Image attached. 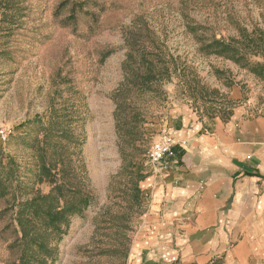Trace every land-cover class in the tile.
Returning a JSON list of instances; mask_svg holds the SVG:
<instances>
[{
	"label": "rangeland",
	"instance_id": "1",
	"mask_svg": "<svg viewBox=\"0 0 264 264\" xmlns=\"http://www.w3.org/2000/svg\"><path fill=\"white\" fill-rule=\"evenodd\" d=\"M214 39H239L248 52L242 62H264V0H0V123L11 130L0 139V264H19L18 210L53 181L90 203L60 240L50 236L56 257L45 264H180L134 253L153 142L180 109L211 120L244 102L264 107V80L208 53ZM133 46L164 51L160 66L168 62L171 71L157 91L128 82ZM119 103L128 121L139 113L128 136L117 130ZM131 170L145 174L139 196ZM228 253L207 264H264V245L247 260H226Z\"/></svg>",
	"mask_w": 264,
	"mask_h": 264
},
{
	"label": "crops",
	"instance_id": "2",
	"mask_svg": "<svg viewBox=\"0 0 264 264\" xmlns=\"http://www.w3.org/2000/svg\"><path fill=\"white\" fill-rule=\"evenodd\" d=\"M175 119L177 153L143 183L150 195L134 253L150 263L207 264L227 250L226 260L250 259L264 245V107L244 102L211 120L187 108Z\"/></svg>",
	"mask_w": 264,
	"mask_h": 264
},
{
	"label": "trees",
	"instance_id": "3",
	"mask_svg": "<svg viewBox=\"0 0 264 264\" xmlns=\"http://www.w3.org/2000/svg\"><path fill=\"white\" fill-rule=\"evenodd\" d=\"M127 34L130 42L134 40L132 31ZM132 39V40H131ZM241 41L222 39H214L204 46L205 48H212V52L219 55H224L233 59L237 63H241L244 67H248L251 72L264 80V62L248 61L242 62L247 57V50L239 45ZM133 44V42H132ZM159 48V47H157ZM164 51L149 49L147 46H133L127 54V64L132 67V64H137L134 70L130 71L128 82L132 85H139L144 90L157 91L162 79L170 76L171 66L166 64L160 66L161 54ZM256 52L255 54H257ZM156 59L157 63H156ZM167 65V66H166ZM177 67L174 66V69ZM140 79V80H139ZM137 80H139L137 82ZM124 106L119 103L116 112V122L118 132L124 131V134L131 135L138 126L139 113L135 112L132 117L126 119L121 112ZM232 110L229 112L231 114ZM133 122V123H132ZM44 167H46L44 165ZM130 175L136 179L134 186L137 196L141 192L138 181L145 177L142 170L132 171ZM54 186L47 194L39 195L32 201H27L21 204L18 210V223L22 231V249L19 264H35L47 263L48 259L54 256L55 248L50 246V238H62V234H66L69 228L70 217L75 214H82L90 203V196L82 192H75L73 196L67 197L64 193L65 184L63 182L53 181ZM27 207H34L31 215H25L24 210ZM51 236V237H50ZM213 264H219L215 260Z\"/></svg>",
	"mask_w": 264,
	"mask_h": 264
},
{
	"label": "built area",
	"instance_id": "4",
	"mask_svg": "<svg viewBox=\"0 0 264 264\" xmlns=\"http://www.w3.org/2000/svg\"><path fill=\"white\" fill-rule=\"evenodd\" d=\"M10 134L11 130L0 123V139L2 141H7ZM178 145L179 141L176 140L172 132L168 129H164L151 146L149 151V162L154 167L158 166L166 157H173L176 155V147Z\"/></svg>",
	"mask_w": 264,
	"mask_h": 264
}]
</instances>
